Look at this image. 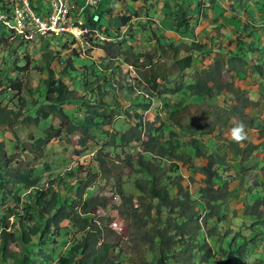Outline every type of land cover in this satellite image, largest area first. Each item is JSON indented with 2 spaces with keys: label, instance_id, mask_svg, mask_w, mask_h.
I'll list each match as a JSON object with an SVG mask.
<instances>
[{
  "label": "trees",
  "instance_id": "obj_1",
  "mask_svg": "<svg viewBox=\"0 0 264 264\" xmlns=\"http://www.w3.org/2000/svg\"><path fill=\"white\" fill-rule=\"evenodd\" d=\"M260 1V10L254 12L259 13L256 14L257 18L264 13V0ZM201 3V0L196 1L197 9H202ZM32 6L36 8L33 3ZM189 8L181 4L175 12V27L179 30L192 19L188 14H191ZM233 10L231 7V12ZM0 11H8L7 0H0ZM89 19L92 20V17ZM117 20L115 28L118 33L120 27L126 26L131 18L118 16ZM98 21L92 22L90 27L97 25ZM237 21L242 22L239 18ZM219 26L223 28L224 25ZM82 27L88 25L85 23ZM13 36V31L0 23V43ZM236 39L242 40L237 45L239 50L227 51L222 48L226 53L216 50L211 64L195 71L189 82L178 78L176 84L171 85L172 88L169 85L173 80L167 73L153 76L141 71L148 60L153 59L148 51H136L133 48L124 51L122 45L125 43H114L108 44L105 49L109 67L105 68L103 63L105 70L103 68L97 73L92 70L94 65H91V73L96 81L79 89L78 99L74 96V86L65 82L75 78L78 81L86 75L83 69L89 68L83 65L76 69L73 61H70L60 71L48 65L47 77L40 81L44 88L37 91L39 95L35 99L19 104V109L0 103L1 135L4 130L11 132L18 127L42 129L37 137L30 135L29 147L17 136L14 137V148L20 147L19 142L23 144L19 149L21 159L16 154H8L0 145L1 264H246L245 257H249L250 250L264 245V141L260 145L248 144L246 147L226 142L218 144L215 141L216 146L211 154L209 151L214 140L212 134L219 123L221 127H232L230 121L234 118L243 121L248 130L260 128L263 122L246 112L250 105L246 98L247 92L238 88L233 91L236 104L232 109L223 111L224 115L218 112L213 123L201 127L200 132L207 139L198 137L200 132L194 130L192 121L184 125L181 119L191 99L214 101L221 96L227 69L230 72H246L248 54L259 53L262 57L258 59L264 62V31L242 22ZM156 40L161 48H164L162 44L169 42L165 35ZM235 40H231L230 45ZM193 44L196 51L189 48L188 55L176 61L182 74L193 67L197 55L205 52L204 45ZM62 46L65 50L67 45ZM95 47H99L98 44ZM170 48L175 54L181 50L175 44H171ZM59 50L57 47V51H54L57 56L52 55L50 62L59 57ZM24 52L21 57L29 61V56ZM143 58L147 60L146 64L141 63ZM262 62L255 65L259 67L260 73L262 66L259 64ZM123 64L132 67L136 77L126 75L127 82L122 91L138 93L137 98L146 99V103L140 105L142 112L151 108L154 104L152 100L157 102L158 98L168 95L178 96L174 105L166 103L167 118L158 128H155L154 123L142 120V115L138 113L135 117L139 122L127 130L103 131L111 126L115 117L113 107L116 105L104 101L105 86ZM17 68L21 71L28 69ZM108 69L110 73L107 74ZM259 72L256 71L257 74ZM158 78L162 80L161 85ZM20 82L11 78L0 82V98L8 90H22ZM133 82L140 86L139 90L133 88ZM258 95V101L264 100V93L260 89ZM74 100H78L80 106L71 115L64 110V106L72 104ZM7 104L10 105V102ZM81 113L84 117L78 122V114ZM226 113L231 118H225ZM50 118H57L60 126L47 125ZM167 131L168 136L165 137ZM100 132L105 133L104 138L111 141L112 146L106 148H123V151L136 148L141 151L134 155L130 150L120 165L116 164L111 169L107 167L110 162L106 155L102 156L97 164L92 161L80 177L81 167L77 162L60 177L48 173V189L39 188L44 174L50 170V165L44 162V153L53 141L78 136L79 145L86 149L90 141L97 140L95 134ZM180 133L188 136L183 141L187 157L175 149L179 146ZM258 154L263 155L260 176L248 170V165ZM230 157L238 160L232 163ZM202 159L206 161L204 166L197 163ZM167 162L169 166H166ZM181 164L187 167L193 178L199 177L200 185L194 194L183 185L185 177L179 170ZM110 179L114 180L115 196L120 198V203L112 205L108 211L110 203L96 195L87 196V190L103 187ZM129 182H133L136 197L123 189L124 184ZM231 183H235L233 189L229 188ZM22 190L27 191L24 202L20 198ZM240 192L245 197L246 205L241 216L243 225L236 231L226 221V217L231 212L232 218L238 214L231 203L239 198ZM20 206L22 212L14 209ZM113 212L124 221L125 235L113 229ZM12 245L15 249L10 248ZM58 248L63 249L62 253L57 254ZM125 251L130 255L123 260L121 256ZM262 254L257 259L260 264H264Z\"/></svg>",
  "mask_w": 264,
  "mask_h": 264
},
{
  "label": "rangeland",
  "instance_id": "obj_2",
  "mask_svg": "<svg viewBox=\"0 0 264 264\" xmlns=\"http://www.w3.org/2000/svg\"><path fill=\"white\" fill-rule=\"evenodd\" d=\"M196 1L197 0H122V15L131 18L130 22L127 24L124 41L123 35L114 37L113 35H115V32L112 31V35L111 30H107V36H102V34L105 35L106 33L102 28L106 27L108 24V20L105 19L107 16L104 17V15L99 16L100 19H98L99 23L97 25L93 27L88 25L86 28L88 31H84L86 38H80V40H76L74 36L59 38L48 36L44 38L36 37L33 40H25L24 42L15 35L13 38L2 40L0 43L2 44L0 45V82L4 83V80L8 78L19 80L21 81L20 86L22 90H8L4 96L0 98L2 99L0 102L1 105L9 106L17 110L19 109V104L23 105V102H30L35 99L36 96L39 95L37 91L44 88L40 81L42 79H46L47 77L46 67L50 65L52 69L60 71L63 70L62 68L65 67V64L70 61H73L76 69H80L83 65L89 68L83 69V72H85L86 75L80 77L78 81H76L77 79L75 78L73 80L67 79L65 82L67 85L74 86V96L78 99L80 90L96 81V79L93 78L94 75L91 73V65H94L92 70L97 73L104 68L102 66L103 63L105 68L109 67L105 49L108 48V44L114 43H125L126 45L123 46L125 49L124 51L129 50L130 48H133L136 51H148L147 53L152 56L153 59H149L148 64L141 71L153 76H161L167 73L171 80H173L172 84L169 85L170 88H172L171 85H175V80L178 78H182L185 82H189L193 77L195 71L194 69L184 71L182 74L176 65L177 59H181L188 55L189 48L196 51L193 43L204 45L206 47L204 52V62L207 64V62L215 56L212 55L209 59L211 54L208 53L211 50L216 51L221 48L227 51L240 49L237 45L238 43H241L242 40L236 39V36L237 31L240 30V26H242V22L249 23L253 27H259L260 30L264 31V13H261L259 18H257L258 15H256L259 13H254L260 10V7L258 6L262 2L260 0H215L213 3H210L212 0H201L202 9L196 8ZM112 3L113 0H101L97 9H87V11L96 14L97 12L103 13L106 10L109 11V6ZM215 3L216 6H213ZM181 4L183 7H190L188 10L191 11V14H188L192 19L188 22V24H186V26L179 30L175 27L176 20L174 19L175 12L179 9ZM126 5L129 7V10H126L125 12ZM232 6L234 10L231 12ZM133 8H136V12H133ZM154 13H157L158 16L159 23L157 25L153 20ZM217 15L220 17L218 18ZM234 15H237L238 17ZM230 17H232V19ZM235 17H237V19H241L242 22L238 23ZM81 18L84 20L83 15H81ZM215 21L217 22L215 23ZM221 24L224 25L223 28L219 26ZM164 35H167V37L171 36L173 39H169L168 43L162 44L164 48H161L156 39H162ZM231 40L235 41L230 45ZM20 44H24V46ZM97 44L99 47H95ZM171 44H175L177 47H180L181 50L178 54H175V51L170 48ZM62 45H67L65 46V50H63ZM100 45H102V47H100ZM57 47L60 48L59 57H55V59L50 62L52 55L55 54V56H57L56 52L54 53L55 50L57 51ZM15 51L17 52L15 53ZM23 51H25L24 53L29 56V61L21 57L23 55H21ZM223 52L225 53V51ZM257 55H259V57H257ZM261 57L262 56L259 53L248 54L249 65L247 64L245 66L247 71L244 72L245 75L241 79L238 78L237 80L231 81L229 74L231 72L227 71L224 75V85L223 88H221V96L216 100L204 101L197 98L191 99V102L186 107V112L182 113L183 116L181 119L183 124L188 125V121H192V125L195 127L194 130H198L200 132L201 127L206 125V123H213L215 121L217 117L216 114L218 112L224 115L223 111L229 112L232 109V106L236 104L233 91L238 88L247 92L246 98L249 100L250 105L246 108V112L251 117L260 119L263 122L260 128H250L247 130L249 139L243 143L242 147H246L248 144L260 145L264 141V100L258 101L257 97L253 93V90L258 88L264 93V62L258 59ZM259 62L263 63L259 64L262 66L261 73L259 72V67L255 66ZM141 63L146 64L147 60L143 58ZM195 64L198 67L202 66L203 64L201 62V58L196 57ZM17 66L21 68L28 67V69L21 71L18 70ZM255 70L260 74H257ZM106 73H110V69H108V72ZM126 75H129L131 78L136 77L135 70L129 65L123 64L121 65L120 70L117 69L114 72V78H112V80L105 86L106 95L104 97L105 100H103L107 103H113L116 105L113 107L115 109L114 120L111 122V126H107L103 131L109 132L113 130L115 132L116 129L119 131L127 130L131 127V125H136L139 122V120L135 117L138 113L139 115H142V120L154 123L155 128H158L160 124L164 122V119L167 118L166 103L169 106L174 105L178 96L168 95L164 98H158L157 102L156 100H152L154 104L151 108L148 111L142 112L140 105L146 103V99L137 98L136 96L138 93L122 91V87H124L127 82L125 79ZM242 79L243 82H241ZM71 82H73V84H71ZM158 83L160 85L162 84V80L160 78H158ZM131 84L135 90L140 89V86H138L136 82ZM20 97L22 99L18 102ZM91 99H93V96H91ZM8 102H10V105L7 104ZM79 106L80 102L78 100H74L72 104L67 103L64 106V110L72 115L73 111H77L79 109ZM22 110L24 111V108H22ZM210 112L212 114H207ZM83 117V113L80 115L78 114L77 121H81ZM227 117L231 118L229 113H226L225 118ZM236 120L237 119L232 118L230 125H233ZM114 124L115 127L112 128ZM219 124L215 132L212 134L214 140H212V149L209 151L210 154L216 146L214 144L215 141L218 142V144L226 142L229 145H237L230 137L231 127H221ZM47 125L59 127L60 122L57 118H50L47 121ZM41 131L42 129L35 127H18L11 132L4 130L2 135L0 133V145H3L4 150H6L8 154H16L18 159H21L19 156V149L23 144L19 142L18 145L20 147L14 148V145L16 144V142H13L14 137L17 136L21 141L25 142L27 147H29L30 135L37 137L40 135ZM95 135L97 140L94 142L90 141L86 149L79 145L78 136H67L53 141L48 150L44 153V162L50 165V170L44 174L42 184L39 188L44 190L48 189L46 184L47 179H49L47 178L48 173L54 174L56 177H60L66 171L70 170L77 162L81 167L78 174L80 177L85 171H87L88 166L92 163V161H95L94 163L97 164V160L102 156L106 155V159L110 162L107 167L111 169L116 164L120 165L123 158L126 156V153L130 150L134 153V155H136L138 151H141V149L136 148L127 149L125 151H123V148L117 147L111 149L106 148V146L112 145L111 141L104 138V136H106L105 133L100 132ZM164 136H168V131ZM186 137L188 136L180 133L179 146L175 148L176 152L183 153L185 155L184 157H187L183 144ZM198 137L207 139V137L202 135L201 132ZM207 145L209 146V144ZM102 150L104 153H102ZM79 152L80 154H78ZM229 160L234 163L238 159L230 157ZM261 160H263V155L261 154H258L252 159L251 164L248 165L249 173H255V175L260 176L259 174H261L260 169L262 166H260ZM197 163L204 166L206 161L202 159L201 162L198 161ZM166 166H169L168 162L166 163ZM186 168L187 167L182 164L179 168L185 177L183 185L194 194L195 189L200 185L199 177L195 176V178H193ZM127 172L128 170L125 171V173ZM116 173H114L115 177H117ZM235 183L229 184V188L233 189ZM101 186H103V183H101ZM123 189L126 193L134 195V197L137 196V191L134 189L133 182L124 184ZM87 191V196L96 195L97 197H101L110 203L108 211L111 210L112 205H119L120 203V198L115 196L116 185L114 184L113 179H110V181L103 187H91ZM25 195H27V191L23 192L22 190L20 192L22 202L25 201ZM244 201L245 197L240 192L239 198L235 202L231 203V207L236 210V212L240 210L242 213V211L245 210L246 205ZM21 206L19 209H14L22 212ZM113 214L115 216L112 223L113 229H115L118 233L125 235L124 221L115 212H113ZM234 217L235 218H232L231 212L226 217V221L231 223L234 230L238 231L240 226L243 225V222L240 221L242 218L239 217L240 220H238V215ZM246 219H253V217H247ZM72 236L73 234L69 239H71ZM10 248L15 249L14 245ZM62 251L63 249L58 248L57 254L62 253ZM249 253L252 264H260L257 262V259L262 253H264V245L258 249L252 248ZM129 255L130 253L125 251L121 257L123 260H126Z\"/></svg>",
  "mask_w": 264,
  "mask_h": 264
},
{
  "label": "built area",
  "instance_id": "obj_3",
  "mask_svg": "<svg viewBox=\"0 0 264 264\" xmlns=\"http://www.w3.org/2000/svg\"><path fill=\"white\" fill-rule=\"evenodd\" d=\"M34 0H8V11H0V23L24 40L36 37H71L79 39L84 31L75 25L71 0H43L46 8H33ZM100 0H84V7L96 8ZM83 8L79 9L82 12Z\"/></svg>",
  "mask_w": 264,
  "mask_h": 264
},
{
  "label": "clouds",
  "instance_id": "obj_4",
  "mask_svg": "<svg viewBox=\"0 0 264 264\" xmlns=\"http://www.w3.org/2000/svg\"><path fill=\"white\" fill-rule=\"evenodd\" d=\"M39 1H42V3L43 4H46L45 3V1L43 2V0H39ZM72 1V3H73V6H74V1L73 0H71ZM7 2H8V0H7ZM100 2H101V0L99 1V4H100ZM99 4H98V6H99ZM98 6L96 7V8H89V7H85V8H83L84 7V0H83V6L82 7H77V8H75V6H74V13H73V18L76 20V23H75V25L77 26V27H79L80 29H83V30H86L87 31V27H82V25L83 24H85L84 23V20L80 17L81 16V14L82 13H84V11H85V9H97L98 8ZM215 6H216V4H215ZM81 8H83V10H82V12H79V9H81ZM123 16V15H122ZM217 16H219V15H217ZM220 17V16H219ZM222 17V16H221ZM98 18H100V17H97V16H94V17H92V22H95V21H98ZM223 19V18H222ZM116 21V23L118 22V20L116 19L115 20ZM220 21V20H219ZM130 22V21H129ZM128 22V23H129ZM217 22V21H216ZM125 31V32H124ZM126 31H127V25L126 26H124L123 27V30L121 31V32H118L117 33V35H119V34H121V35H123V41L125 40V35H126ZM123 32V33H122ZM153 33V32H152ZM102 36H107V35H103L102 34ZM113 36H115V35H113ZM17 37V36H16ZM84 37H86V35L85 34H83V37H81V38H84ZM118 37V36H117ZM19 38V37H18ZM59 38V37H58ZM76 40H80V38L79 39H77L76 38ZM126 45V44H125ZM124 45V46H125ZM122 47H123V45H122ZM211 52V53H210ZM215 51H209V53L208 54H211L210 56H209V59L212 57V55H215V53H214ZM219 52H222V53H224L223 51H222V48L221 49H219ZM226 53V52H225ZM204 55L205 54H203V55H200V56H198L197 55V58H201V62H202V66H200V67H198L196 64H195V58H194V65H193V67L191 68V69H189V70H195V71H197V70H199V69H203V68H205V67H207L208 65L204 62V59H203V57H204ZM211 61V63H212V59L210 60ZM210 63V64H211ZM204 64H206V65H204ZM205 66V67H204ZM132 68V67H131ZM189 70H185V71H189ZM195 71H194V73H195ZM227 71H229L228 69L225 71V73H227ZM243 73V72H242ZM230 137H231V139H232V141H234L236 144H238V145H243V143L245 142V141H247L248 139H249V137H248V133H247V130H246V125L243 123V121H235L234 123H233V126L231 127V129H230ZM262 155V154H261ZM262 212L264 213V207H263V209H262ZM238 214V220H240L239 219V217H241L242 215H243V211H242V213L240 212V210L237 212ZM233 218H235V217H233ZM240 221H242V220H240ZM245 261H246V264H252V261H251V258L250 257H245Z\"/></svg>",
  "mask_w": 264,
  "mask_h": 264
},
{
  "label": "crops",
  "instance_id": "obj_5",
  "mask_svg": "<svg viewBox=\"0 0 264 264\" xmlns=\"http://www.w3.org/2000/svg\"><path fill=\"white\" fill-rule=\"evenodd\" d=\"M73 1H74V6H76L75 8L83 6V0H73ZM124 1H126V0H124ZM133 4H135V3H133ZM33 5L36 8H39L42 11L46 8V5L43 4L42 2L40 3L39 0H34L33 1ZM126 10L127 11L129 10V7L127 5H126L125 12H126ZM133 12H136V8H133ZM122 14H123L122 13V0H113V3L109 6V11L106 10L103 14L99 13V12H97V14L96 13H91L90 11H87V9H85L84 13H82L81 15H83L84 23H86L87 25H91V23H92V20L88 19V15H89V18L90 17H94V16H98L99 17L100 15L101 16L104 15V17L107 16L105 19L108 20V24L106 23L107 26L102 28V29L106 32L105 35H108L107 30H111V34H112V31H114L115 32V36L114 37H116V36H120L121 34L117 35V31H116V28H115V25L117 23H116L115 20L117 19L118 16H122ZM133 15H134V13H133ZM98 19H100V18H98ZM153 20L156 22V25L159 23L157 13L156 14L154 13V19ZM120 28L121 29H120L119 32H121L123 30V27H120ZM165 36L167 37V35H165ZM167 38L168 39H173V37H171V36H169ZM210 63H211V61L209 60L207 62V65H209ZM229 74H230L231 81L237 80L238 78L241 79L245 75L244 73H237V72H231ZM259 77H261V76H259ZM241 82H243V79L241 80ZM253 93L257 97V99H259V95H258L259 94V89L255 88L253 90Z\"/></svg>",
  "mask_w": 264,
  "mask_h": 264
},
{
  "label": "bare ground",
  "instance_id": "obj_6",
  "mask_svg": "<svg viewBox=\"0 0 264 264\" xmlns=\"http://www.w3.org/2000/svg\"><path fill=\"white\" fill-rule=\"evenodd\" d=\"M6 3V2H5ZM4 5V4H3ZM263 6V5H262ZM76 7V6H75ZM263 8V7H262ZM260 17V16H259ZM214 26H216V25H214ZM88 31V30H87ZM86 38V37H85ZM251 50V49H250Z\"/></svg>",
  "mask_w": 264,
  "mask_h": 264
}]
</instances>
